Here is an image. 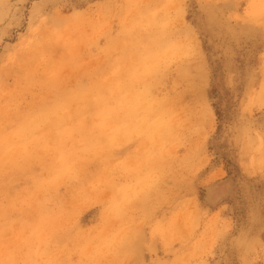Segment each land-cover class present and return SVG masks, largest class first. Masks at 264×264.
Instances as JSON below:
<instances>
[{
  "label": "rangeland",
  "instance_id": "obj_1",
  "mask_svg": "<svg viewBox=\"0 0 264 264\" xmlns=\"http://www.w3.org/2000/svg\"><path fill=\"white\" fill-rule=\"evenodd\" d=\"M0 264H264V0H0Z\"/></svg>",
  "mask_w": 264,
  "mask_h": 264
},
{
  "label": "bare ground",
  "instance_id": "obj_2",
  "mask_svg": "<svg viewBox=\"0 0 264 264\" xmlns=\"http://www.w3.org/2000/svg\"><path fill=\"white\" fill-rule=\"evenodd\" d=\"M95 107V106H94ZM94 110V109H93Z\"/></svg>",
  "mask_w": 264,
  "mask_h": 264
}]
</instances>
